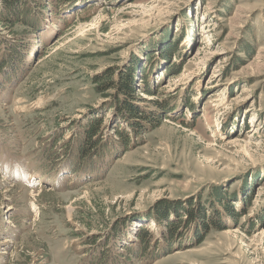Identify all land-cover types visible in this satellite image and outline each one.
I'll return each instance as SVG.
<instances>
[{
	"label": "rangeland",
	"instance_id": "374dc122",
	"mask_svg": "<svg viewBox=\"0 0 264 264\" xmlns=\"http://www.w3.org/2000/svg\"><path fill=\"white\" fill-rule=\"evenodd\" d=\"M5 14L0 264H264V0Z\"/></svg>",
	"mask_w": 264,
	"mask_h": 264
},
{
	"label": "trees",
	"instance_id": "16d2710c",
	"mask_svg": "<svg viewBox=\"0 0 264 264\" xmlns=\"http://www.w3.org/2000/svg\"><path fill=\"white\" fill-rule=\"evenodd\" d=\"M8 1V0H6ZM15 18V17H14ZM13 17H9V16H6L5 14V17L4 16H0V21L2 20V24L3 25H8V23L10 25L13 26V24H15L16 22H23L21 19L19 20V18H17L16 20L14 19ZM32 25V24H31ZM35 25L33 24V27ZM5 55L3 54V57ZM7 69H9V67H11V62L10 60L6 59V56L4 57V60H1L0 62V66H3L4 64H7ZM20 65L22 63V61H19ZM3 69V68H2ZM17 70H11L10 71V75L12 73H16ZM115 84V88L117 89L118 91V96H120L122 98V108H126L130 113H133L134 111L137 110L136 106H134L133 102L135 101V99H137L136 97V88H137V79H136V76L134 75V71L128 73V75H125V76H122L121 79L119 81H116V82H113ZM148 94H150V96L152 95L150 91H147ZM121 101V99H120ZM151 103H155V105L157 107H162V105L160 103H156L155 100H150ZM151 116V115H150ZM152 116H155L152 114ZM151 116V117H152ZM156 117V116H155ZM99 125V121L94 123L93 127H92V130L95 129L96 127H98ZM120 134L122 135V132H120ZM91 143V141H90ZM87 150L85 148H83V152L85 153ZM173 226V223L170 224V227Z\"/></svg>",
	"mask_w": 264,
	"mask_h": 264
},
{
	"label": "bare ground",
	"instance_id": "6f19581e",
	"mask_svg": "<svg viewBox=\"0 0 264 264\" xmlns=\"http://www.w3.org/2000/svg\"><path fill=\"white\" fill-rule=\"evenodd\" d=\"M154 97L151 96V99H153ZM5 242L8 241V239L4 240ZM177 253H181V251H177Z\"/></svg>",
	"mask_w": 264,
	"mask_h": 264
}]
</instances>
